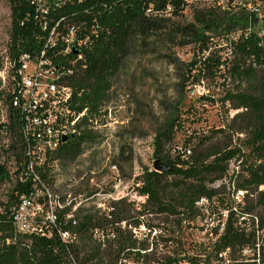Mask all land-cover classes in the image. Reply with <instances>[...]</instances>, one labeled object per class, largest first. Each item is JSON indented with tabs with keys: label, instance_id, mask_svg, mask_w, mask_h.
Here are the masks:
<instances>
[{
	"label": "trees",
	"instance_id": "16d2710c",
	"mask_svg": "<svg viewBox=\"0 0 264 264\" xmlns=\"http://www.w3.org/2000/svg\"><path fill=\"white\" fill-rule=\"evenodd\" d=\"M8 3L11 23L6 45L0 54L1 57L14 60L22 53L39 50L43 41L37 40V36L45 35L46 31L39 26L43 18L37 17L35 0H8ZM149 4L154 8L169 5L174 16L181 15L186 8L185 0H74L50 11L47 17L50 26L57 21H62L64 26L81 23L99 25L98 38L83 51L85 72L68 81L74 91L77 103L74 108L77 111L84 108L89 112L96 111L108 103L114 78L127 54L134 26H144L152 19H158L145 15V8ZM254 19V15L246 13L243 7L237 12L221 13L205 8L195 17V40L206 55L202 62L198 61L203 69L192 75L191 80L199 83L219 76L224 78V82L228 81L220 108L224 110V115L228 116L230 111L234 114L223 129L212 130L209 135H191L179 151L164 152L165 143L172 141L174 128L178 127V122L171 117L165 129L153 141L154 156L162 155L163 161H160L169 170L159 173L146 169L142 172L137 192L139 196L145 197L144 203L135 206L133 202L122 198L109 203L102 212L80 208L71 218H67V215L73 204L55 210V226L58 229H109L114 232V239L106 241L103 251L91 243L93 246L89 249L84 248L87 244L81 249L73 248L71 252L80 264H117L119 258L147 264L150 257L147 253L141 254V251H145L148 245L137 242L129 227H137L140 224L138 217L151 213H196L198 209L195 203L201 198H216L225 208V200L219 197V189L210 185L227 175L232 161L239 162L241 171L230 176L234 191L246 192L243 209H260L264 212V190L258 191V187L264 185V29L261 35L259 31L256 33L251 29L250 23ZM221 35L226 36L229 55H216L211 50L213 45L216 46L213 40ZM77 93L80 95L77 96ZM2 97L8 104L9 96L3 93ZM2 131L7 135V142L0 152V185L11 180L13 184L7 200L0 201V264H68L66 251L58 241L24 239L15 232L12 209L22 195L32 190L33 174L47 188L53 183V169L46 165L35 169L33 173L27 170L28 161L23 154L18 124L10 107L7 121L0 123ZM239 135L243 136L245 150L243 146L231 145L233 137L240 140ZM95 139L90 130L84 129L78 136L62 143L48 162L63 164L71 161ZM10 164L15 168L13 172H10ZM122 222H125L124 227Z\"/></svg>",
	"mask_w": 264,
	"mask_h": 264
},
{
	"label": "built area",
	"instance_id": "2783aa9c",
	"mask_svg": "<svg viewBox=\"0 0 264 264\" xmlns=\"http://www.w3.org/2000/svg\"><path fill=\"white\" fill-rule=\"evenodd\" d=\"M70 1L74 0H35L37 17L43 18L39 26L46 31L45 35L37 36V40L43 41V46L39 50L22 53L14 60L1 57L0 54V123L7 121L10 107L18 124L23 154L28 161L27 170L31 173L46 165L54 168L57 162L48 160L65 142L62 140L64 137L67 141L84 129L90 130L95 136L101 129L117 123L115 120L110 121L106 103L92 112L87 108L81 111L74 108L77 106L76 98L68 81L85 72L83 51L98 38L99 25L81 23L64 26L62 21H57L50 26V20L47 19L50 11ZM243 1L245 12L253 14L255 18L250 28L254 30L257 18L262 20L259 30L261 35L264 29V0ZM185 5L223 12L229 9L223 0H185ZM171 13L169 5L154 8L149 4L145 8V15L151 18H164ZM74 51L78 53L74 55ZM3 93L9 96L8 104L2 97ZM6 136V133L0 132V138ZM32 184V190L22 195L12 209L15 232L21 238L58 241L66 251L68 264H80L71 252L73 248L81 249L87 244L84 248L89 249L96 244L103 251L106 241L114 239V232L109 229L56 228L52 198L44 182L33 174ZM211 185L212 188L220 189V186ZM232 187L233 200L222 198L225 208L216 198H201L195 203L198 209L196 213L145 215L162 220L161 224L165 227L148 223L145 216L138 217L140 224L129 227V230L137 242L147 243L148 248L141 251V254L147 253L150 257L147 264H264V212L260 209L244 210L246 192L234 191V182ZM263 190L264 185L258 187V191ZM237 193L242 196V201L236 196ZM72 216L68 214L67 218ZM121 225L124 227L125 222ZM6 243H9L8 239ZM132 263H125L121 258L117 262Z\"/></svg>",
	"mask_w": 264,
	"mask_h": 264
},
{
	"label": "rangeland",
	"instance_id": "374dc122",
	"mask_svg": "<svg viewBox=\"0 0 264 264\" xmlns=\"http://www.w3.org/2000/svg\"><path fill=\"white\" fill-rule=\"evenodd\" d=\"M223 2L229 7L227 12H237L245 4L243 0ZM203 9L192 5L179 16L171 14L152 19L144 26H134L127 54L105 105L106 111H110V121L117 123L101 129L95 141L86 145L75 159L54 166L53 183L47 187L54 210L60 209L58 204L62 207L73 204L69 212L72 215L80 208L102 212L109 203L121 198L140 206L145 197L137 193L139 177L144 170L153 169L156 159L163 161L162 155L154 156L153 141L171 117L178 122V127L174 128L172 141L165 143L164 152L179 151L191 135H209L212 130L224 128L234 114L230 111L228 116L224 115L220 108L228 81L224 82L219 76L199 83L191 80L192 75L203 69L198 61L202 62L206 55L194 36L195 17ZM10 23L8 0H0V52L6 45ZM261 23L257 18L254 30L256 27L260 30ZM225 39L226 36L221 35L213 40L216 46L211 50L216 55H229ZM239 137V141L233 137L231 145L243 146L245 150L243 136ZM6 142L4 137L0 138V152ZM238 163L232 161L227 175L211 185L220 186L219 197L229 201L233 200L230 176L241 172ZM9 167L10 172L15 170L13 164ZM12 184L13 180L0 185V201L7 200ZM236 196L242 201L240 194ZM145 220L165 227L162 220L150 216H145ZM125 263H132V260L125 259Z\"/></svg>",
	"mask_w": 264,
	"mask_h": 264
},
{
	"label": "water",
	"instance_id": "95a60500",
	"mask_svg": "<svg viewBox=\"0 0 264 264\" xmlns=\"http://www.w3.org/2000/svg\"><path fill=\"white\" fill-rule=\"evenodd\" d=\"M258 30L259 29L256 27L254 31L257 33ZM73 53H74V55H76L78 52L74 51ZM72 138H74V137H72ZM62 140L66 141V137H64ZM153 170L156 171V172H159V173H163V172L168 171L169 167L167 165L163 164L160 161V159H156L155 162H154V165H153Z\"/></svg>",
	"mask_w": 264,
	"mask_h": 264
}]
</instances>
